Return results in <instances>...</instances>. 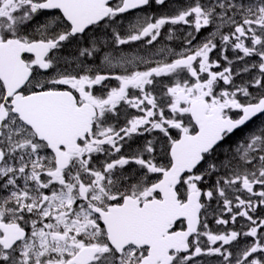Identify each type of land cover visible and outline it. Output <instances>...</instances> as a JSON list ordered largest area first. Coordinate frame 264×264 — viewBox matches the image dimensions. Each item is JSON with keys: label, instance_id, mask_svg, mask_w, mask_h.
Wrapping results in <instances>:
<instances>
[{"label": "snow or ice", "instance_id": "6c2138e0", "mask_svg": "<svg viewBox=\"0 0 264 264\" xmlns=\"http://www.w3.org/2000/svg\"><path fill=\"white\" fill-rule=\"evenodd\" d=\"M0 264H264V0H0Z\"/></svg>", "mask_w": 264, "mask_h": 264}, {"label": "flooded vegetation", "instance_id": "af4514ba", "mask_svg": "<svg viewBox=\"0 0 264 264\" xmlns=\"http://www.w3.org/2000/svg\"><path fill=\"white\" fill-rule=\"evenodd\" d=\"M169 43H171V42H169ZM212 226H213V227H216V226L214 225V221L212 222Z\"/></svg>", "mask_w": 264, "mask_h": 264}, {"label": "rangeland", "instance_id": "374dc122", "mask_svg": "<svg viewBox=\"0 0 264 264\" xmlns=\"http://www.w3.org/2000/svg\"><path fill=\"white\" fill-rule=\"evenodd\" d=\"M235 139V138H234Z\"/></svg>", "mask_w": 264, "mask_h": 264}]
</instances>
